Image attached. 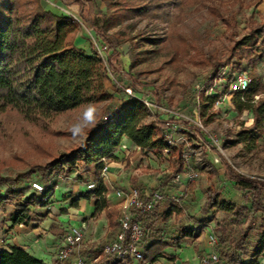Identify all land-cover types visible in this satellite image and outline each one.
Listing matches in <instances>:
<instances>
[{"label":"rangeland","instance_id":"1","mask_svg":"<svg viewBox=\"0 0 264 264\" xmlns=\"http://www.w3.org/2000/svg\"><path fill=\"white\" fill-rule=\"evenodd\" d=\"M122 2L124 6H129V0ZM41 3L47 10L60 11L79 20L77 7L68 8L51 0H41ZM96 6L98 10L107 11L106 3L101 0H96ZM165 6L168 7L165 17L146 13L129 15L107 30L120 56L113 61L112 70L106 69V83L114 93L115 100L126 98L124 88L131 87L139 94L144 89L142 84L147 83L143 94L154 96L158 104L168 110L159 111L162 117L176 116L191 123L197 122L206 131L208 140L194 137L188 130L176 134L187 136L191 145L197 147L198 153L190 157L189 162L197 168L199 176L189 185L181 211L168 218L163 213L158 224L165 228L163 240L167 242L174 226L194 228V235L180 243L168 242L162 250L163 256L158 260L123 257L122 263L127 264H170L175 259L174 253H178L180 262L192 264L196 249L204 248L205 254L208 252L209 234L215 233L218 237L214 225L224 213L214 208L203 215L200 207L206 201V190L219 185L216 176H223V161H227L239 173L264 179V126L247 131L253 122L251 109L237 110L233 103L236 95H233L227 96L219 104L212 103L209 98L204 102V114L198 112V106L201 107L203 102L201 93L207 96L205 79L215 73L211 68L212 63L229 58L234 41L246 35L254 22L264 21V0H169ZM114 21L117 22V19L114 18ZM78 23L76 42L79 46H103L106 55L110 54L106 44L92 37L86 24ZM237 60L238 56H235L221 67L246 70L250 75L256 74L262 79L261 61L236 69ZM132 78L140 80L142 84H133ZM113 82L117 83L116 86L111 84ZM106 104L90 102L52 119L38 121H29L12 110L0 114V176H15L33 170L26 196L38 190L39 195L46 194L44 200L47 202L32 207L28 224L17 225L12 224L10 214L14 212L13 204L19 200L16 199L18 197H12L0 205V249L10 244H23L29 252L48 264H72L73 257L54 262L50 253L55 255L60 246L56 245L57 238L60 242L70 225L81 226L82 223L87 225V231L80 244V253L87 262L85 250L107 244L109 225L111 221L118 220L120 213L111 192L110 178L104 194L107 206L93 214L95 198L80 197V194L89 190L87 183L94 177V163L79 164L77 172L68 176L53 174L48 192L46 186L38 181L39 173L36 171L38 166L82 145L88 129L100 117ZM151 119L149 115L148 120ZM180 122L184 127L189 126ZM115 153L117 158L107 161L110 172H115L119 179L118 185L152 189L175 167V154L166 151L142 154L140 148L127 140ZM216 158H219L218 161ZM36 181L43 185L42 190L33 187L32 183ZM6 188L5 184L1 185V192L5 193ZM178 189L177 185L171 192ZM75 201L78 203L73 204ZM169 206V203L164 205V212ZM256 216L257 220L252 223L253 229L249 232L251 239H255V229L263 213L258 211ZM85 217L89 218L85 220ZM216 245L213 249L219 255ZM263 258L264 253L249 257L246 261L262 264Z\"/></svg>","mask_w":264,"mask_h":264},{"label":"trees","instance_id":"2","mask_svg":"<svg viewBox=\"0 0 264 264\" xmlns=\"http://www.w3.org/2000/svg\"><path fill=\"white\" fill-rule=\"evenodd\" d=\"M51 1L68 8L77 7L79 20L60 11L45 9L41 0H0V114L12 110L29 121H38L52 119L90 102L107 104L100 117L88 129L82 145L63 152L36 168L39 173L38 181L46 186L48 192L49 180L53 174L68 176L77 172L79 164L94 163L96 176L103 166L102 158H117L116 149L127 140L140 148L142 154L148 151L162 153L166 149L168 153L175 154L172 172L165 175L154 188L167 191L176 188L172 178L184 169V159L182 147L167 142L170 134L168 119L157 112L148 120L149 112L139 98L125 92V99L115 100L114 93L106 83V69L112 70L113 61L120 56L107 30L119 23L118 20L138 13L165 17L168 15L165 3L169 0H129L127 7L122 0H101L106 3V12L97 9L96 0ZM178 4L177 2V8ZM113 8L115 9L110 12ZM79 21L87 25V30L95 40L107 45L110 54L107 56L105 52L104 59L97 46L92 44L86 48L77 44ZM235 56H238L236 69L264 60V21L254 22L246 35L234 41L229 58L212 63V70L216 72ZM251 78L250 89L244 97L238 93L233 100L237 110L251 109L253 113V122L247 131L264 126V82L256 74H252ZM209 81L207 77L206 87ZM132 83L142 84L135 78H132ZM111 84L116 86L117 83ZM142 85L144 89L148 86L147 83ZM144 89L139 91V95L146 92ZM255 95H259L256 100ZM200 96L203 102L201 107L198 106V112L203 115L204 102L210 98L214 103L215 98L205 96L204 92ZM172 119L189 125L190 135L208 140L206 131L197 124L181 118ZM217 153L221 156L220 152ZM223 166V176H216L219 185L210 186L206 190V201L200 210L203 215L214 208L224 213L214 225L218 233L216 248L221 264H255L246 260L264 253V179L239 173L227 161H223ZM33 173V170H28L15 176H0V186H7L5 193L0 190V205H4L12 197L19 199L14 202V212L10 214L13 225L28 224L32 207L47 203L44 200L46 194L39 195L38 190L26 196ZM104 194L105 186L102 185L81 193L80 197L98 198L95 214L107 206ZM166 204L167 202H163L156 205L148 213L133 210V220L138 221L145 232L140 243L143 261L158 260L163 256L162 250L168 242L180 243L194 235V228L174 226L169 241L163 240L165 228L158 226L163 213L168 218L181 211V208L170 205L164 212ZM258 211L263 216L259 226L254 228L255 239H251L249 232L253 229L252 223L257 220ZM109 226L107 243L121 229L118 220L111 221ZM102 248L103 245L84 251L88 256V264H122L123 257L116 254L105 255ZM0 264L48 263L21 245L10 244L0 249Z\"/></svg>","mask_w":264,"mask_h":264},{"label":"built area","instance_id":"3","mask_svg":"<svg viewBox=\"0 0 264 264\" xmlns=\"http://www.w3.org/2000/svg\"><path fill=\"white\" fill-rule=\"evenodd\" d=\"M99 54L105 58V48L97 46ZM262 81L264 82V60L262 61ZM209 85L206 87L205 92L209 97H214V104H219L224 101L227 96H233L240 93L243 97L250 89L252 78L246 70H230L228 67H221L211 76H209ZM126 94L137 97L144 104L148 110L149 115L153 118L157 112L168 111L163 108L154 96L149 94L139 95L132 90L131 87L124 88ZM255 100L259 98V95H255ZM176 116L168 119V126L170 134L167 137V142L171 145H179L182 147V157L184 159V169L178 172L173 177V183L178 185L177 192H171L162 190L161 188L141 189L136 186L129 188H123L111 184V192L118 200L119 217L118 222L120 224V231L116 237L109 243L105 244L102 248V253L105 255L116 254L119 257H128L132 259L141 260L144 256L140 243L144 238L145 232L143 226L134 221L133 210L140 213L152 212L156 205L163 202L169 203L171 206H177L182 208L183 202L187 197V191L189 185L194 182L199 176L197 168L192 167L189 160L190 157L195 156L197 147L191 145L187 136H176V134L182 133L186 130L190 131L188 126H182L180 121L173 120ZM178 118V117H176ZM197 124V122H194ZM202 128L200 124H197ZM121 146L118 147V149ZM168 152V149L165 150ZM217 161L219 158H216ZM103 166L99 173L94 176L88 183L89 189H97L102 185H106L109 181L110 167L108 165L107 158H102ZM33 187L39 190L43 189V185L39 182H33ZM98 199V198H97ZM87 225L82 223L81 226L71 225L62 236V240L59 242V249L57 252V258L60 262L66 261L73 257L72 264H88L85 257L80 253V244L86 234ZM217 242V236L215 233L209 234V250L201 258L199 264H221V260L217 252L213 249Z\"/></svg>","mask_w":264,"mask_h":264},{"label":"crops","instance_id":"4","mask_svg":"<svg viewBox=\"0 0 264 264\" xmlns=\"http://www.w3.org/2000/svg\"><path fill=\"white\" fill-rule=\"evenodd\" d=\"M120 164V163H119ZM120 166V165H119ZM118 168V167H117ZM114 170H115V166H114ZM109 178H110V181H111V183L112 184H114V185H118L117 184V180H119L118 179V177L116 176V174H115V172H110V176H109ZM109 181V182H110ZM118 186H120V187H123V188H129V187H131V186H124V185H118ZM115 198V197H114ZM96 200H97V198H95V202H96ZM115 200H116V203H117V205H118V200H117V198H115ZM87 218H89V217H85V220H87ZM71 226V225H70ZM97 227V226H96ZM69 228V227H68ZM67 228V229H68ZM66 229V230H67ZM65 230V231H66ZM96 231H97V229H96ZM57 244L56 245H59V239L57 238ZM19 245H21V246H23L26 250H28L27 249V247L25 246V245H23V244H19ZM203 249V251L201 252V250ZM57 252H58V250L56 249V252H55V255H53L52 253H50V255L54 258V262H57L58 261V258H57ZM175 254V259L173 260V261H170V264H185V263H182V262H180V259H179V256H178V253L176 254V253H174ZM205 255V250H204V248H198V249H196V256H195V259H194V262L192 263V264H199V262H200V260H201V258L203 257ZM263 260H264V258H263ZM122 264H127V263H122ZM262 264H264V262H262Z\"/></svg>","mask_w":264,"mask_h":264}]
</instances>
